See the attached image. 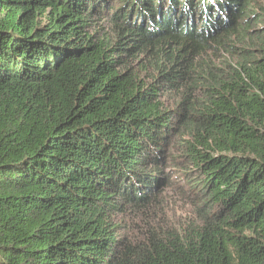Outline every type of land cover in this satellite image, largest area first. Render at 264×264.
Returning <instances> with one entry per match:
<instances>
[{
    "label": "trees",
    "instance_id": "obj_1",
    "mask_svg": "<svg viewBox=\"0 0 264 264\" xmlns=\"http://www.w3.org/2000/svg\"><path fill=\"white\" fill-rule=\"evenodd\" d=\"M251 1L0 0V264H264Z\"/></svg>",
    "mask_w": 264,
    "mask_h": 264
},
{
    "label": "rangeland",
    "instance_id": "obj_2",
    "mask_svg": "<svg viewBox=\"0 0 264 264\" xmlns=\"http://www.w3.org/2000/svg\"><path fill=\"white\" fill-rule=\"evenodd\" d=\"M251 9L253 11L248 12L253 15V12H261V15H258L259 20H256L255 18L252 20L253 23L252 25L242 22L240 25L244 28H247V25H250L251 27H248L251 30V34L248 33V35H255L253 31L257 32L259 29L264 30V0H252L251 1ZM195 20V18H194ZM200 25V23L198 22ZM243 32V30H241ZM241 36V35H240ZM244 40L243 36L239 37V40H234L233 44L237 47L240 46H248L249 43H247L246 40ZM216 59L214 60V63L218 66H221L222 62H232L234 57L236 56L234 53L233 54H228L225 51L219 50L217 51ZM220 60V61H218ZM174 143L178 142V140L174 139ZM166 170H169V166L166 167ZM178 193L177 191L173 188V186H170L167 188L166 193H164V197L168 199V206L164 210V218L167 220L169 219L170 221L181 224L186 222L187 220H190L194 218L195 214L193 212L194 207L192 204H190L188 201L185 203L182 201H178L177 197Z\"/></svg>",
    "mask_w": 264,
    "mask_h": 264
},
{
    "label": "bare ground",
    "instance_id": "obj_3",
    "mask_svg": "<svg viewBox=\"0 0 264 264\" xmlns=\"http://www.w3.org/2000/svg\"><path fill=\"white\" fill-rule=\"evenodd\" d=\"M232 13V12H231ZM194 23H196V19L194 20Z\"/></svg>",
    "mask_w": 264,
    "mask_h": 264
}]
</instances>
